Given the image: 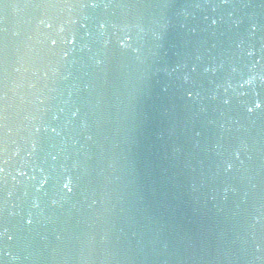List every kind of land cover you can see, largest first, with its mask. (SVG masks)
<instances>
[{
  "label": "water",
  "instance_id": "water-1",
  "mask_svg": "<svg viewBox=\"0 0 264 264\" xmlns=\"http://www.w3.org/2000/svg\"><path fill=\"white\" fill-rule=\"evenodd\" d=\"M0 264H264V0H0Z\"/></svg>",
  "mask_w": 264,
  "mask_h": 264
},
{
  "label": "snow or ice",
  "instance_id": "snow-or-ice-1",
  "mask_svg": "<svg viewBox=\"0 0 264 264\" xmlns=\"http://www.w3.org/2000/svg\"><path fill=\"white\" fill-rule=\"evenodd\" d=\"M257 107H259V105H257Z\"/></svg>",
  "mask_w": 264,
  "mask_h": 264
}]
</instances>
